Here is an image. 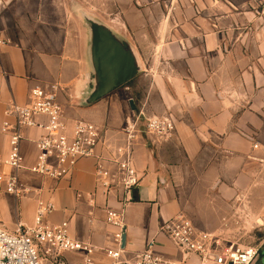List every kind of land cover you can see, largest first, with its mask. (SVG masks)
Returning <instances> with one entry per match:
<instances>
[{
	"label": "crops",
	"instance_id": "obj_1",
	"mask_svg": "<svg viewBox=\"0 0 264 264\" xmlns=\"http://www.w3.org/2000/svg\"><path fill=\"white\" fill-rule=\"evenodd\" d=\"M89 5L102 11L98 19L124 17L128 30L155 25V53L145 66L149 88L142 102L147 115L171 113L176 131L161 140L143 133L137 141L134 163L140 182L123 208L124 254L141 252L154 238L156 250L176 258L177 249L161 230L163 221L190 211L196 228L216 234L229 224L223 220L224 200L247 196L254 180L251 166L264 161V21L246 0H0V128L5 103L25 104L34 86L58 83L70 122H95L106 129L107 140H123L130 99L114 90L96 105L85 102L89 60L81 21ZM132 44L141 62L143 51ZM40 133L23 130L21 148L28 164L36 158L32 140ZM9 149L8 134L0 131V154L6 156ZM95 166V158H82L61 180L22 171L32 188L23 197L0 184V225L8 230L19 222L31 225L38 200H52L55 209L47 220L67 221L73 237L95 247V264H110L104 249L115 247L118 228L108 222L106 209L120 207L122 193H104ZM0 171L11 169L0 164ZM188 197L193 200L184 202ZM69 255H64L69 262L83 259ZM252 264H264V258Z\"/></svg>",
	"mask_w": 264,
	"mask_h": 264
},
{
	"label": "built area",
	"instance_id": "obj_2",
	"mask_svg": "<svg viewBox=\"0 0 264 264\" xmlns=\"http://www.w3.org/2000/svg\"><path fill=\"white\" fill-rule=\"evenodd\" d=\"M60 89L58 83L36 85L27 103L11 100L4 104L6 118L0 131L8 134L10 149L6 156L0 154V164L11 171H0V184H4L8 193L23 197L32 191L22 180V171L61 180L71 176L80 159L95 158L97 181L104 193L116 189L122 193L121 206L106 209L108 222L118 228L114 234L115 247L104 249L110 264H252L258 258L256 246L236 244L214 233L202 232L182 212L165 219L161 225L181 254L180 259L156 250L154 238L148 240L141 252L126 257L122 247L123 208L140 182L134 163L135 146L143 133L157 140L172 137L175 119L171 113L147 115L143 109L134 108L125 118L123 140L113 142L107 140L106 129L95 122L81 118L70 122L59 100ZM1 106L0 100V110ZM25 128L41 130L39 137L32 140L37 151L32 164L27 163L21 148ZM258 146L254 144V148ZM54 209L52 200L40 198L33 224L19 222L14 230L0 225V264H44V260L50 264H95V247L73 237L67 221L47 220ZM66 252L81 254L83 259L69 262L64 256Z\"/></svg>",
	"mask_w": 264,
	"mask_h": 264
},
{
	"label": "rangeland",
	"instance_id": "obj_3",
	"mask_svg": "<svg viewBox=\"0 0 264 264\" xmlns=\"http://www.w3.org/2000/svg\"><path fill=\"white\" fill-rule=\"evenodd\" d=\"M246 1H247L248 9L251 10L255 15L260 16L264 21V12H262L263 0H246ZM236 3L239 4L238 1H236ZM88 7L90 13L89 12L87 14L83 13L82 14L83 19L81 21V24L83 26L81 30V38L83 45L84 43L87 45L88 60H89V71L87 73L88 80L85 91L90 93L91 90L89 86L91 82L93 83L95 82L94 69L91 63L92 62L91 61V40H92L91 22H96L106 25L107 27L112 29L120 39L125 40L131 46L132 43L129 40L130 38L131 41L134 43V45L132 44L133 47L143 51L141 52L142 63L140 62L141 58L138 59L140 69L137 75L126 84L118 87V89H116L114 92L123 94L125 96L124 97L125 100L132 99L133 100L132 102L135 105V111L143 109L145 112H147L146 108L143 107L142 101L145 98L147 89L149 88V79L147 77H144V74H145V66L151 63L155 53V49H154L155 42H153V36H152L155 25L150 26V24L153 23H148L149 26L147 28L140 27L139 29L132 30L129 27L128 30L127 29L128 24L126 22L127 20L124 17L121 18L119 21H115V22L109 19L108 20H102L101 18L98 19L99 13H102V11L98 9V6L89 5ZM144 17L147 18L146 15ZM147 29L148 31H150L149 33L146 31ZM129 31L131 32L132 37L130 36ZM111 94H108L107 96H105V98L109 97ZM94 103L95 102L90 104H94ZM125 104H126V108H125L126 110L124 115L127 117L128 115L133 113V109L131 108L129 103L126 102ZM108 105L110 104L107 101L106 106ZM93 107L94 105L90 106V108ZM124 123L125 121L121 125V130L124 127ZM144 137L145 135H143V139ZM261 138L264 140V132ZM251 169L252 172L254 173L253 175L254 180H252L250 184L251 191L247 196L233 197L224 200L227 207L223 214L224 215L223 220L224 223L229 222V224L228 226L224 225V228L219 229L216 235L228 241L234 242L236 244L256 246L259 249L258 258L259 260H261V257L263 255L262 252H264V161H258V160L254 161V164L251 166ZM182 199L184 202L186 200H190V201L193 200L192 197L182 198ZM203 199L206 202V200L214 201L215 198H203ZM196 200L199 202L200 198H196ZM240 206L242 208V211L239 212L236 211ZM207 207L208 206L204 204V209ZM194 209H198V206H195ZM182 213H185L189 217H191L192 215L190 211L189 212L184 211ZM210 231H214V230H210ZM69 254L70 252L64 253V255L65 256L67 255L68 257L70 256ZM174 257L179 259L181 258V254L179 253L178 250ZM44 263L50 264V262H48L47 260H44Z\"/></svg>",
	"mask_w": 264,
	"mask_h": 264
},
{
	"label": "water",
	"instance_id": "obj_4",
	"mask_svg": "<svg viewBox=\"0 0 264 264\" xmlns=\"http://www.w3.org/2000/svg\"><path fill=\"white\" fill-rule=\"evenodd\" d=\"M91 63L94 69V83L87 92L86 103L90 104L107 96L118 87L133 79L139 72L140 65L136 53L123 39H120L106 25L91 22ZM130 99L132 109L135 108ZM126 245V228L123 227L122 247ZM264 258V252H263Z\"/></svg>",
	"mask_w": 264,
	"mask_h": 264
},
{
	"label": "flooded vegetation",
	"instance_id": "obj_5",
	"mask_svg": "<svg viewBox=\"0 0 264 264\" xmlns=\"http://www.w3.org/2000/svg\"><path fill=\"white\" fill-rule=\"evenodd\" d=\"M262 254H263V252H262ZM262 259H263V255H262V257H261Z\"/></svg>",
	"mask_w": 264,
	"mask_h": 264
}]
</instances>
